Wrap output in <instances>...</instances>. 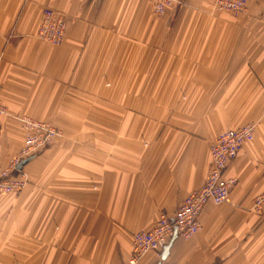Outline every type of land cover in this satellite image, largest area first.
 Returning <instances> with one entry per match:
<instances>
[{"label":"crops","instance_id":"crops-1","mask_svg":"<svg viewBox=\"0 0 264 264\" xmlns=\"http://www.w3.org/2000/svg\"><path fill=\"white\" fill-rule=\"evenodd\" d=\"M247 2L159 17L151 0H0V169L25 136L18 113L64 131L21 193L0 194V264H129L133 234L202 186L210 143L250 122L229 201L136 264H264V0ZM46 8L69 20L62 45L37 36Z\"/></svg>","mask_w":264,"mask_h":264},{"label":"built area","instance_id":"built-area-1","mask_svg":"<svg viewBox=\"0 0 264 264\" xmlns=\"http://www.w3.org/2000/svg\"><path fill=\"white\" fill-rule=\"evenodd\" d=\"M168 1L155 0L153 6L155 13L162 14ZM218 10L239 15L247 11L246 0H211ZM68 26V20L62 12L46 8L44 9L40 26L39 38L59 44L63 41ZM6 108L1 99L0 85V115ZM22 122L27 130L25 146L11 160L10 165L0 174V192L20 191L28 179L24 174H16L17 166L24 159L33 156L40 146H46L57 134V130L50 123L36 120L31 116L23 115ZM254 129L248 124L240 129H228L219 134L211 145L213 167L202 186L190 192L179 204L174 217L162 214L154 226L149 230L135 232L132 238V254L129 264H136L146 253L150 251L163 252L166 245L176 236L190 238L196 234L200 227V217L206 204L213 202L222 204L230 199L231 191L235 185V179L226 178L223 171L226 170L231 160L234 159L243 144L252 139ZM264 192L255 200V206L260 209L264 205Z\"/></svg>","mask_w":264,"mask_h":264},{"label":"rangeland","instance_id":"rangeland-1","mask_svg":"<svg viewBox=\"0 0 264 264\" xmlns=\"http://www.w3.org/2000/svg\"><path fill=\"white\" fill-rule=\"evenodd\" d=\"M182 1L183 0H173L172 2L171 1H168L167 2V4H169L170 2V4L166 7V9H165V11L162 13V14H159V13H155V11H154V8H153V6H154V4H155V0H151V10H152V14L154 15V16H159V17H161V16H164L170 9H172V8H174L175 7V5H176V8L177 9H179V6L180 5H182L181 3H182ZM247 1V0H246ZM212 2V1H211ZM248 3V2H247ZM214 5V4H213ZM215 6V5H214ZM216 8V7H215ZM217 9V8H216ZM247 10H248V4H247ZM220 11H223V10H220ZM44 12V11H43ZM223 12H226V11H223ZM228 13H230V12H228ZM245 13V12H244ZM230 14H232V13H230ZM243 14V13H242ZM233 16H239V15H241V14H239V15H234V14H232ZM67 20H68V18H67ZM40 26V25H39ZM68 26H69V20H68ZM68 26H67V30H68ZM39 29V28H38ZM67 30H66V34H67ZM66 34H65V37H64V39H63V41H61L59 44H53V43H51V42H48V41H45V40H43V39H41V38H39V36H38V32H37V36H38V38L40 39V40H42V41H45V42H47V43H50V44H53V45H62L63 43H64V41H65V38H66ZM1 85V84H0ZM1 89H2V86H1ZM2 99V98H1ZM3 102V101H2ZM4 104V103H3ZM5 105V104H4ZM5 108H6V112H4V114H7L8 113V109H7V107H6V105H5ZM4 114H1V115H4ZM0 115V116H1ZM23 115H27V114H17V118L16 119H18L19 121H20V123H21V125H22V127H23V129H24V131H25V136H24V138H23V141H22V145H21V147H20V149L16 152V154L9 160V162L7 163V165L5 166V167H3V168H1L0 169V174H1V172L5 169V168H7L9 165H10V163H11V160L18 154V152L21 150V148L22 147H24L25 146V139H26V137H27V130H26V128H25V126H24V124H23V122H22V116ZM27 116H30V115H27ZM32 117V116H31ZM33 118V117H32ZM35 119V118H34ZM36 120H39V119H36ZM40 121H43V120H40ZM44 122H47V123H50V124H52L51 126L52 127H54L56 130H57V134L53 137V139L49 142V144H47L46 146H40L36 151V153L33 155V156H31V157H29V158H27V159H24V160H22L21 162H20V164L23 162V161H25V160H27V162L25 163V164H23L22 165V167L21 168H19V165L17 166V171H16V174L18 175L19 173H21V174H24L25 176H26V178L28 179V183L20 190V191H17V192H0V194H19V193H21L28 185H29V183H30V179H29V176H28V173L26 172V170H25V167L27 166V164L34 158V157H36L37 155H39L40 153H42L43 151H45L47 148H49L50 146H52L53 144H55L56 142H57V140H59V139H61L63 136H64V131L61 129V128H59L58 126H56L55 124H53V123H51V122H48V121H44ZM248 124H250V125H252V127H253V129H254V135H253V137H252V139H250V140H248V141H246L244 144H243V146H242V148L244 147V145L246 144V143H248V142H251L253 139H254V136H255V124L253 123V122H250V123H246V124H244V125H242V126H240V127H237V128H230V129H240V128H242V127H244V126H246V125H248ZM228 130V129H227ZM224 131H226V130H224ZM223 132V131H222ZM219 136V135H218ZM217 136V137H218ZM216 137V138H217ZM216 138L210 143V146H209V152H210V164H209V170H208V174H207V176H206V178L208 177V175H209V173H210V171H211V169H212V167H213V158H212V154H211V145H212V143L216 140ZM242 148H241V150H242ZM241 150L239 151V153L237 154V156L234 158V159H232L231 160V162H230V164L228 165V167L226 168V170H224L223 171V175H224V177H226V178H233V179H235V185H234V187L237 185V183H238V180H237V178L236 177H234V176H229L228 174H227V172H228V169H229V167L231 166V164H232V162L238 157V155L240 154V152H241ZM206 178H205V180H206ZM234 187H233V189H234ZM200 188V187H199ZM232 189V190H233ZM196 190V189H195ZM194 191V190H193ZM192 192V191H191ZM232 192V191H231ZM264 191H262V192H260V193H258V194H256L255 195V197H254V200H253V207H254V209L256 210V211H261L263 208H264V206L262 207V208H260V209H258L256 206H255V200L257 199V197L259 196V195H261L262 193H263ZM213 203V202H212ZM215 204V203H214ZM207 205V204H206ZM264 205V204H263ZM201 228V227H200ZM200 230V229H199ZM195 235V234H194ZM193 235V236H194ZM176 236H178V235H176ZM192 237V236H191ZM185 238V237H184Z\"/></svg>","mask_w":264,"mask_h":264},{"label":"water","instance_id":"water-1","mask_svg":"<svg viewBox=\"0 0 264 264\" xmlns=\"http://www.w3.org/2000/svg\"><path fill=\"white\" fill-rule=\"evenodd\" d=\"M26 162H27V160L23 161V162L19 165V168H21L22 165L25 164ZM171 244H172V241H171L168 245H166V247L164 248V250H163V252H162V258H165V257L168 255V253H169V249H170V247H171Z\"/></svg>","mask_w":264,"mask_h":264}]
</instances>
